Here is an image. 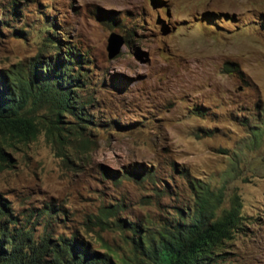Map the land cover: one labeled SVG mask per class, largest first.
<instances>
[{"label": "rangeland", "instance_id": "374dc122", "mask_svg": "<svg viewBox=\"0 0 264 264\" xmlns=\"http://www.w3.org/2000/svg\"><path fill=\"white\" fill-rule=\"evenodd\" d=\"M51 41L80 53L90 120L63 115L62 133L30 142L0 136L15 213L55 204L56 233L123 254L132 233L119 218L141 232L174 222L203 180L225 190L222 209L242 203L218 264H264V0H0V68L31 67Z\"/></svg>", "mask_w": 264, "mask_h": 264}, {"label": "trees", "instance_id": "16d2710c", "mask_svg": "<svg viewBox=\"0 0 264 264\" xmlns=\"http://www.w3.org/2000/svg\"><path fill=\"white\" fill-rule=\"evenodd\" d=\"M54 26L49 24V29ZM51 43L56 51L46 59L34 58L29 68H0L1 137L30 142L43 127L62 133L61 118L66 114L85 123L90 120L87 104L91 97L83 94L87 78L78 49L67 44L60 53L57 41ZM44 106L50 112L46 122L33 114ZM9 162L0 144V169L10 166ZM193 188L188 213H179L174 222L151 225L144 221L141 232L138 223L119 218L116 224L132 233L128 235L132 247L123 254L111 247L95 249L77 233H56L61 210L55 204L35 218L32 214L20 218L0 194V264H218L226 241L240 226L242 203L236 197L231 208L222 209L227 196L223 188L214 189L203 180L193 183ZM122 209V204H115L103 215L118 216Z\"/></svg>", "mask_w": 264, "mask_h": 264}, {"label": "water", "instance_id": "95a60500", "mask_svg": "<svg viewBox=\"0 0 264 264\" xmlns=\"http://www.w3.org/2000/svg\"><path fill=\"white\" fill-rule=\"evenodd\" d=\"M112 42H113V36H112ZM115 46L114 47H110L111 48V52H110V56L113 58L115 57L118 53H120L123 45H124V40L122 37H119V39L117 41H115Z\"/></svg>", "mask_w": 264, "mask_h": 264}]
</instances>
